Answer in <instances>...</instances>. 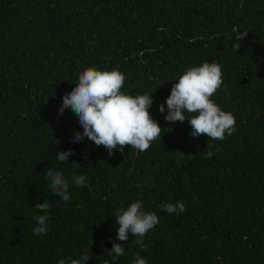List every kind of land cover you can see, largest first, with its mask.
Segmentation results:
<instances>
[{
  "label": "trees",
  "instance_id": "16d2710c",
  "mask_svg": "<svg viewBox=\"0 0 264 264\" xmlns=\"http://www.w3.org/2000/svg\"><path fill=\"white\" fill-rule=\"evenodd\" d=\"M213 61L223 85L212 99L236 118L222 141L165 119L173 84ZM90 67L120 70L126 94L152 93L164 129L147 151L110 156L87 137L73 142L78 117L58 110ZM49 167L68 179L69 202L51 192ZM81 175L87 187L72 182ZM138 200L159 217L146 250L131 233L117 239L115 214ZM178 201L186 211L161 207ZM44 202L49 230L34 235ZM113 242L125 250L117 260ZM137 253L147 264H264V0H0V264L84 254L132 264Z\"/></svg>",
  "mask_w": 264,
  "mask_h": 264
},
{
  "label": "clouds",
  "instance_id": "9594fccd",
  "mask_svg": "<svg viewBox=\"0 0 264 264\" xmlns=\"http://www.w3.org/2000/svg\"><path fill=\"white\" fill-rule=\"evenodd\" d=\"M248 35L243 33L234 44L235 50L240 49L241 41ZM126 76L118 69L102 71L97 68H86L78 76V83L70 93L63 97L59 108L62 115L70 108L78 117L83 132H76L73 142H82L85 137L96 146H103L111 156L115 150L124 152L126 146L139 152L147 151L151 144L160 138L162 128L150 114L154 100L152 93L132 96L122 91ZM223 85L222 66L216 62H203L198 66L189 67L173 84L171 93L166 99L167 114L165 119L170 122H184L191 125L193 137L207 135L209 140H224L226 136L236 131V118L231 112L223 110L212 97ZM159 111L165 113V104L159 106ZM190 114V115H186ZM207 147H210L208 145ZM75 155L73 149L60 151L56 158L60 162H68L69 157ZM212 151L206 153L205 158H211ZM46 177L50 178L52 193L58 194L64 202H69V181L59 169L47 168ZM72 182L78 187H87L86 176H73ZM44 210L35 220L38 224L33 229L34 235H46L48 228L47 202L34 206ZM168 214L186 211L183 202L166 203L161 206ZM116 224L119 225L117 239L127 241L131 233L135 243L142 250L147 249L144 237L159 223V217L154 212H146L142 201H135L125 210L121 208L115 214ZM109 256L114 260L125 255L123 245L113 242ZM90 256L82 255L79 259H71L70 264H88ZM58 264H66L64 259ZM108 264V261H105ZM132 264H147V260L139 255L135 256Z\"/></svg>",
  "mask_w": 264,
  "mask_h": 264
}]
</instances>
